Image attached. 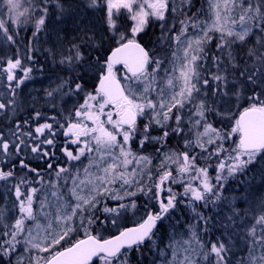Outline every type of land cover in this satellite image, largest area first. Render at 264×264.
<instances>
[{"label": "snow or ice", "instance_id": "1", "mask_svg": "<svg viewBox=\"0 0 264 264\" xmlns=\"http://www.w3.org/2000/svg\"><path fill=\"white\" fill-rule=\"evenodd\" d=\"M4 4L0 264H264V0Z\"/></svg>", "mask_w": 264, "mask_h": 264}, {"label": "rangeland", "instance_id": "2", "mask_svg": "<svg viewBox=\"0 0 264 264\" xmlns=\"http://www.w3.org/2000/svg\"><path fill=\"white\" fill-rule=\"evenodd\" d=\"M195 2L198 8L201 7L202 5L206 6V0H195ZM85 23L88 24L89 27L94 29L98 35L103 33V21H102L101 13H96V14L89 13L88 20L85 21ZM42 40L44 41L43 48H50L52 47L53 43L56 42V37L54 35L51 36L45 35L42 37ZM55 86H56L55 74L52 71H50V73H46L44 75L36 77L32 81L28 82V85L24 89V93L22 94V98L25 100H30L34 98L43 97L44 95L43 89L54 88ZM40 106H41L40 104H37V107Z\"/></svg>", "mask_w": 264, "mask_h": 264}, {"label": "trees", "instance_id": "3", "mask_svg": "<svg viewBox=\"0 0 264 264\" xmlns=\"http://www.w3.org/2000/svg\"><path fill=\"white\" fill-rule=\"evenodd\" d=\"M0 12L4 13V16H2L0 18H6L7 17V9H6V6L4 5L3 0H0ZM29 36H30V30H25V31H21L20 32V37L24 38L25 40ZM143 39H144V42L146 44L150 43V41L154 39V37L152 36V31L150 30L149 34L144 36ZM39 63L44 66V71L41 72L39 70V66H38L37 70H35L34 73H33L34 78L39 77L41 75H44L46 73H50V69L54 66V64L51 61V59L45 60L44 54L42 52L39 54ZM33 163L35 164V162H33ZM168 231H170V230H168ZM168 231H163V234L165 235V242L167 241ZM241 255H243V253L241 251H237V256L239 257Z\"/></svg>", "mask_w": 264, "mask_h": 264}]
</instances>
